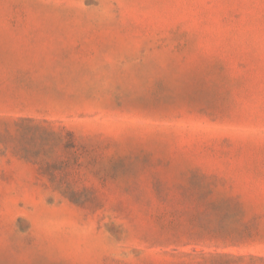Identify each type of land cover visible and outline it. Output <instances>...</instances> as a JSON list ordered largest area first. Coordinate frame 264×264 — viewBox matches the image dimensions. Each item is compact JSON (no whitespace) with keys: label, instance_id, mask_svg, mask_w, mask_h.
<instances>
[{"label":"rangeland","instance_id":"374dc122","mask_svg":"<svg viewBox=\"0 0 264 264\" xmlns=\"http://www.w3.org/2000/svg\"><path fill=\"white\" fill-rule=\"evenodd\" d=\"M0 264H264V0H0Z\"/></svg>","mask_w":264,"mask_h":264},{"label":"trees","instance_id":"16d2710c","mask_svg":"<svg viewBox=\"0 0 264 264\" xmlns=\"http://www.w3.org/2000/svg\"><path fill=\"white\" fill-rule=\"evenodd\" d=\"M224 256L229 257V258L232 259V260H233V259H234V260H240V259H242V256H234V255H224ZM250 259H255V258L251 256ZM257 259H259V258H257Z\"/></svg>","mask_w":264,"mask_h":264}]
</instances>
